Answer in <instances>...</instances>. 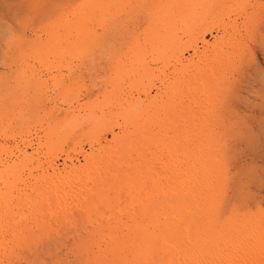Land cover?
I'll use <instances>...</instances> for the list:
<instances>
[{
  "label": "rangeland",
  "instance_id": "374dc122",
  "mask_svg": "<svg viewBox=\"0 0 264 264\" xmlns=\"http://www.w3.org/2000/svg\"><path fill=\"white\" fill-rule=\"evenodd\" d=\"M89 1L90 0H0V94H2L3 96V98L0 100V149L4 146L9 147V152H6V154L0 151V169L3 168L2 170H0V172H4L8 166L10 167V165H13L12 163L15 161L16 157H19V153L15 150L17 148H21V150L22 149L24 150V147L26 145L24 142H26L27 145L30 142V144L33 145L34 148H37V145L40 144V142L43 143L44 145L45 135L48 134L47 132L52 131L53 129L51 130V128L53 126H60L62 121L63 122L66 121L65 118H63L65 117L64 111L63 113L59 111V109L66 110L69 108L68 105L63 100L65 96H62L63 94L61 95V91H63L62 90L63 87H61V85L63 84L64 86H66V89L68 90L72 88L74 89L75 98L79 97L78 99L81 102L82 107L86 109H88L89 106L93 104V102L95 101L97 102L100 99L104 98V95L106 93L115 91L118 88L121 89L119 93H121L122 90H124L123 100L124 102H126L125 105L128 104L133 105L137 101H142L143 103V105H141L142 110L154 109L155 103L152 105L145 103L148 102V99L142 98L144 97V94L142 93L144 88L142 87L141 84L136 82L137 77H135V75L131 76L132 78L131 82H134V86H133L134 89L132 91V94L127 93L126 90L128 78L126 79L124 75L123 76L119 75V69L120 70L125 69L127 68V64L129 65L130 57L129 60H127L126 57L130 54L131 56H133L137 52L135 51L138 49L137 48L138 43L136 41L139 42V40L142 39L147 32H149L148 24H146V22H148L150 20V17L153 16L150 15L153 10L151 9L152 10L151 11L147 5H145L146 6L145 7L141 3L138 4L136 9H134L135 7L134 8L130 7L131 10L133 11V12L131 11V15L123 16V19L126 22L124 21V23H122L121 21H118V23L115 24V22L112 21L115 24L114 26V24H112V22L110 21L107 23L106 22L102 23L101 26H97V22L94 21V19L89 18L88 14H86L87 10L92 9L93 6L97 5L95 4L94 0L90 1L92 4L89 3ZM119 1H121V3L124 4V2H128L129 0L126 1L119 0ZM140 1H147V0H140ZM221 1L223 2L222 5L220 4L219 7H217V10L216 11L214 10L215 12L212 11V13H208V14L198 13L199 19H201L202 22L198 23L197 32L198 29H200L199 31L201 33L198 34L199 35L203 34L202 35L204 37L203 39H205V41H207L209 44H214L215 48H211L210 52L209 50L207 52H202L203 45H201L202 43L200 41H197L199 53H201L199 54L198 57L195 56L193 57L192 50L191 51L189 50L184 53V58H186L187 60L192 58L193 59L192 61L194 63L198 62L197 64L199 65L195 63L193 67L187 68L186 66V68L181 71V73H183V75L181 74L183 77L181 76L179 77L178 75H176L175 77L176 80L175 79L173 80L172 78L173 69L171 68L172 67L176 68V65L174 63L173 66L171 65L170 67H167V69L163 68L162 66L163 64L161 62H158L157 64L154 62H153L154 64L152 62L146 65L144 64V66H142L143 69L141 68L139 74L141 72H143V74L145 75L149 74L148 76L151 77L149 78V80L148 79L147 80L151 85L153 84L154 86L159 85L158 79L160 76L152 77L150 70H153V72H155L156 75L153 73V76H157L158 72L163 70L165 73L164 78L166 79H169V77L172 78L171 83L169 85L170 88L167 87L165 92L161 90L160 91L161 97L158 96V99L156 101L158 102V105H161L163 103L164 104L163 106L166 105V103L168 102L167 100H169L171 97H173L171 99L176 98L175 92H181L182 90L180 89L184 90V88L182 87V83H180V79L182 82V78L187 79L188 77L191 76L192 72L193 73L196 72L199 77L198 79L196 78L197 79L196 81L199 82H194V87H196L197 84L198 88L196 90V94L193 96V101L197 100L198 104L195 103L193 108L194 109L197 108L195 110L198 111L197 112L198 116L201 114V118L204 117L206 118L207 121H209L207 127L209 129L208 134L210 136L208 134L207 135L210 140L209 142L210 148H208L207 152L211 153L210 154L211 158L213 156L214 158L216 156L218 157V158L216 157V160L219 161L218 168H219V172H221L222 174L221 177L223 183H222V187H218L217 190L218 192L217 194L219 195L218 196L219 199L217 200V202L219 201L218 202L220 206L219 210L221 212V214L217 213V219L220 220V223L214 222V225L210 227V228H214L213 229L214 231L217 229L216 231L218 232V234L212 235V238L210 237L209 240H207L206 244L203 243V245L207 247L208 250L205 249L204 252L203 249L202 250L198 249V251L193 250L192 254L196 255L198 260H201L199 262H201L202 264H249V263L252 264L254 263L253 261H255V264H264V254H263L264 240L260 239L262 237H259V235H261L259 233H264V0H221ZM100 3L102 2L100 1L99 4ZM79 11L81 15L78 14ZM163 12L164 11H162L161 13ZM145 14H147V19L145 17ZM77 16L78 17L81 16L79 17L81 19L78 18L76 19L75 17ZM209 22L211 25L209 24ZM224 23L225 25H222ZM87 24H89V26H87ZM208 24L211 27L208 26ZM66 25L68 27H66ZM226 26H229V28ZM50 29L52 31H50ZM209 29H212L211 33ZM73 31H75V33ZM238 31L241 32L242 34L241 33L238 34L239 33ZM49 32H52V34H50ZM69 32L71 34H69ZM83 32L84 33L87 32L89 33V35L87 33L85 35ZM178 34H180L178 36L180 38L179 40L181 41L180 46L182 44L184 46V44L187 43L186 42L187 37L179 32ZM241 35H243L244 37ZM100 37H102V39ZM183 37H185L186 40ZM231 37L234 39H232ZM51 38L54 39L52 40ZM65 42H68L67 45L70 47L68 46L65 47L66 46ZM72 42L73 44H71ZM230 43L233 44L231 45ZM106 44L109 46H107ZM134 44H136L135 47ZM221 44H223V46H221ZM31 46L34 48L33 50ZM98 46H100L101 48H99ZM239 47L242 49L241 52L238 51ZM71 48L74 49L72 50ZM234 48H236L237 50H235ZM55 49L56 51H54ZM169 49L170 47L166 46L167 55ZM213 49L215 54L212 53ZM131 50L134 52H131ZM208 53L212 55L214 54V56L212 57ZM238 53L239 54L243 53V54H241L242 55L241 56L238 55ZM36 54L39 55L37 56ZM218 55L219 58L217 57ZM224 55H227V59L226 56ZM26 57H29V59ZM34 57H36L37 59ZM113 57L114 58L117 57V58L113 59ZM59 58H62V60H59ZM215 58H217L218 60H216ZM117 59L121 62H119ZM165 59H166L165 61L168 60V62H170L168 56L167 58L165 57ZM147 61H150V59ZM215 61H220V62L217 63ZM57 62L59 63L57 64ZM222 62L223 63L225 62L226 64L224 65ZM206 63H208L207 64L208 66H205ZM111 64L114 65V67ZM217 64H223L224 66L223 65L220 66ZM47 65L48 67H46ZM109 65L113 67V69L114 68L115 69L113 70L111 67H107ZM27 66L31 67V70L27 71L29 72L27 74L33 75L37 79H39V80L35 79L34 83L37 84L36 86L39 89L45 92V94L44 93L41 94L42 96V97L40 96L41 98L38 97L39 98L38 99L36 97L37 99L36 103L38 104V106L32 103V100H29L23 96L26 92L25 88H30L31 86L30 83H26V84L24 82L22 83V80L24 81L25 78L23 74H22L23 77H21L20 74L21 68ZM219 67L221 68L219 69ZM193 68H195L194 71ZM104 69L107 73L105 71H102ZM210 71H214V72H210ZM62 72L65 74H63ZM185 72L186 73L188 72L190 76L187 75ZM202 75H204L203 76L204 78L202 77ZM97 76L98 78H95ZM109 77L110 80L108 81L107 78ZM17 78H19L18 81H16ZM68 78H70L69 82L67 80ZM215 79L216 81L213 82L212 80ZM210 80L211 82H208ZM106 81L107 84H105ZM117 82L119 85L117 84ZM200 82L201 83L203 82V84L200 85ZM146 83L147 82L145 81L143 84L148 85ZM18 84H20V86ZM111 84H113V86ZM206 84L207 86L205 87ZM108 85L111 86L109 87ZM120 85L122 87H120ZM106 86L108 88H106ZM227 88H229L228 91ZM19 91L24 93L22 94ZM47 91L50 92L51 94L48 93ZM152 91H151L150 99L154 97L156 92L155 89H153ZM171 91L172 92L175 91V92L171 93ZM76 92L78 93L75 94ZM167 94L169 95L167 96ZM204 97H206L207 99H204ZM164 98L166 99L167 102L164 100ZM161 99L164 101H162ZM187 100L189 101V99ZM112 101L113 99H111L110 101L102 102L101 105H99L100 107L98 108V112L101 113V111L103 110L107 113L106 116L112 114L111 111L113 110L107 108L109 105H111ZM190 101L187 102V104L190 103ZM28 102L31 105L33 104L32 105L33 107L31 106V108L33 111H35L36 114L35 117H31V118L29 117L30 113L25 106L26 105L25 103ZM208 102L211 105H209ZM147 104L149 106L145 107ZM75 106L77 105L75 104ZM211 106L213 107V109ZM150 107L152 109H150ZM217 108L222 113L219 112ZM32 110L31 113L34 114ZM209 110L212 111L211 112L212 114L209 113ZM150 113L152 114V111H150ZM215 116L218 117V119H216ZM204 118L203 121H206ZM51 120L53 121V123ZM213 120L214 121L217 120V121L214 122ZM121 122L122 120L120 119L118 120L117 123L121 124ZM118 130L119 127H116L115 133L117 132L119 133L120 130L119 131ZM37 132L39 134H37ZM40 134H41V139H39ZM107 139H109L108 141H111L112 137L110 135H107ZM212 140L214 141L211 142ZM78 143L81 145L84 144L83 150L84 152H86V154H89L91 152V149L87 143V139H85L84 137H78ZM62 149L65 152L61 155V158L59 157L58 160L56 161V165L58 166L59 169L63 168L64 159L62 160V158H65V154L67 153L66 148L62 147ZM26 151L28 154L32 153L31 148L29 149L27 148ZM3 158L7 161H5ZM79 159L81 160L82 158L80 157ZM58 163L62 165L60 166ZM1 185L2 182L0 183V186ZM20 201L26 202L24 201V199H21ZM22 204L23 206H25L24 203ZM93 211L95 212L96 210L95 209L92 210L91 213L93 214L91 213L83 214V212L80 213L79 210L78 211L72 210L71 212H74L76 215L79 216H76L77 218H74L73 222L71 223H68L69 221L67 223L60 221L57 223H53L55 226L49 223L48 224L43 223V225H38L40 228L38 226L36 227L37 233H33L32 237L28 238V240L32 242L27 240L28 244L26 246L23 244L18 245L15 239H10L11 241L9 240L8 243L12 242L14 243L13 244L14 246L9 247L8 251L6 250V248H4V246L0 245V264H20V263L21 264H130V263L136 264L137 260L135 261L134 259H131L132 257L130 255H127L126 253V251H128L129 248L135 249L136 245L130 243L129 247L124 249L121 248L120 243L119 245L117 244L119 242L118 240L117 243L113 242L112 245L110 243V236L112 238L113 235H116L117 225L120 220L123 222L124 219L123 218L120 219V217L117 216L118 213L113 214L111 220L112 224L111 223L110 224L111 226L113 224L114 225L112 226V228L109 227L110 229L109 230L107 226L105 225L101 226L103 222L106 224L105 220L98 219L95 216L96 213H94ZM94 221H96L97 223ZM61 227L63 229H61ZM112 230L113 232H111ZM101 233L103 234V237ZM131 233L130 236L132 235L131 237H134L133 239L136 240L139 239L140 235H136V229L135 230L133 229ZM219 233H221L223 237H220ZM35 234L37 235L36 239H35ZM26 235L27 234L23 236L25 237ZM234 237H238L236 240H234L236 245L225 244L224 242L225 240L228 241L229 239H233ZM84 238H86L87 240ZM34 239L35 241H33ZM244 239L247 241L245 242ZM191 241L194 243L197 242L199 247L201 246L202 248V245L199 244L198 242L200 241V237L195 239V241L194 240ZM242 241H244L245 243H242ZM258 241H261V243H259ZM255 242H257L258 245L257 243L255 244ZM16 244L17 246H15ZM89 244L91 247L89 246ZM253 244H255L256 248L254 247ZM220 250L223 254L220 253ZM239 250L242 251L240 252ZM250 250L252 251L254 250V251L249 252ZM113 251H115L116 253ZM19 253H21L22 255ZM244 253L247 254L249 257L250 255L251 256L254 255L252 256V258L253 257L254 258L249 259V257ZM233 254H234V260H237L235 261L237 263H235L233 260L232 257ZM239 255L242 257H240ZM120 259L125 261L123 262ZM222 261H224V263ZM227 261L230 263H228Z\"/></svg>",
  "mask_w": 264,
  "mask_h": 264
},
{
  "label": "bare ground",
  "instance_id": "6f19581e",
  "mask_svg": "<svg viewBox=\"0 0 264 264\" xmlns=\"http://www.w3.org/2000/svg\"><path fill=\"white\" fill-rule=\"evenodd\" d=\"M90 1L89 3H91ZM94 1H95V4L97 5L93 6L92 9L87 10L86 14H88L89 18L94 19V21L97 22V26H101L102 23L104 22L107 23L110 21L111 22L114 21L115 24H117L118 21H121L122 23H124L125 20L123 19V16L131 15V11H132L131 8L135 7L134 9H136L138 4H141V3L143 6L147 5L150 8V10L151 9L153 10V11L151 10L152 13L150 14L153 16L150 17V20L148 19L149 20L148 22H146V24H148L149 32H147L144 35V37L139 40V42L136 41L138 43L137 44L138 49L135 51L137 52L133 56H131V54L130 55L127 54L128 56L126 57V59L129 60V57H130L129 65L127 64V68L124 67L125 69H122V70L119 69V75L120 76L124 75L126 79L128 78L126 90H127V93H131V94L134 89L133 88L134 82H131V79H132L131 76L135 75V77H137L136 82L141 84L142 87L144 88L143 92L141 91L144 94V97L142 98L148 99V102H145V103H148L151 105L155 103L154 109H152L153 108L152 106V108L150 107V109L152 110H142L141 109L142 107L141 105H143L142 101H137L133 105L131 104L125 105L126 102H124L123 100L124 90H122V92L119 93L121 89L118 87H117L118 89H116L115 91L106 93L104 95V98L100 99L99 101L96 102L94 100L95 102H93V104H91V106H89V108L86 109L82 107L81 102L78 99L79 97L75 98L73 88L68 90L66 89V86H64V84L61 85V87H63L62 89L63 91H61V95L63 94L62 96H65L63 100L68 105L69 108L66 110L59 109V111L61 113H63L64 111L65 117L63 118H65L66 121L64 122L62 121L60 126H53L51 128V130L52 129L53 130L47 132L48 134L45 135L44 145L43 143L40 142V144L37 145V148H34V146L30 144V142L28 143V145L26 142H24L26 144L24 147L25 151L23 149L21 150V148H17L15 151L19 153V157H16L15 161L14 162L12 161L13 163L11 162L13 165H10V167L6 166L7 167L6 170L4 172H0V181L2 182V185L0 186V245L4 246V248H6V250L8 251L9 247L14 246L13 245L14 243L12 242L8 243V241L10 239H15L18 245L23 244L26 246L28 244L27 243L28 238L32 237L33 233H37L36 227L38 225H43V223L53 224V223H57L60 221L64 223H67L69 221L68 223H71L73 222L74 218H77L76 216H79V215H76L74 212H71L72 210H75V211L79 210L80 213L83 212V214H90L92 210L95 209L96 211L95 212L93 211L94 213H96L95 216L100 220L104 219L106 222V224L103 222L101 226L105 225L108 227V229L109 227L112 228V226L114 225L113 224L111 226L112 224L111 220H112L113 214L118 213L117 216H119L120 219L121 218L124 219L123 222L121 220L119 221L117 228L115 227L117 230L114 228L117 233L116 235L112 234L113 235L112 238L110 236V243L112 245L113 242L117 243V240H118L119 242L117 244L119 245L120 243L121 248H124V249L128 248L130 243L133 245H136L135 249L129 248L128 251H126L127 255H130L132 257L131 259H134L135 261L137 260L136 264H202L201 262H199L201 260H198L197 256L193 255L192 253H193V250L198 251V249H201V250L203 249V252L205 249L208 250V248L205 247L203 243L206 244L207 240H209L210 237L212 238V235L218 234V232L216 231L217 229L214 231L213 230L214 228H210V227L214 225V222L220 223V220L217 219V213L221 214L219 210L220 206L218 204L219 201L217 202V200L219 199L217 190H218V187H222L223 180L221 177L222 174L221 172H219V168H218L219 161L216 160L217 156L215 158L214 156L211 158L210 157L211 153L207 152L208 148H210V143H209L210 140L208 138L209 129L207 127V124H209V121H207L206 118L204 117L201 118V114L198 116V113H197L198 111L195 110L197 108L195 109L193 108L195 103L198 104L197 100L193 101V96L196 94V90L198 88L197 84H196V87H194V82H199V81H196L199 78L197 73L192 72L190 76L188 72L187 73L185 72L190 77L187 78L188 80L182 78V82L180 79V83H182V87L184 88V90L180 89L181 87L180 85L179 89L182 90L181 92H175L176 90L173 91L176 93L175 99H171L173 98L171 97L170 98L171 100L169 99L167 100L168 101L167 102L166 99L164 98V100L167 102V103L165 102L166 103L165 106H163L164 105L163 103L161 105H158V102L156 101L158 99V96L161 97L160 91L162 90L165 92L166 88L169 87L172 78L174 80L176 75H178L179 77L180 76L183 77L182 76L183 73H181V71L185 69L186 66L187 68H190V67H193L195 63L196 64L198 63V62L194 63L192 61L193 60L192 58L189 60L184 58V53L189 50L193 51V57L194 56L198 57L199 54H201L199 53L197 41H200L202 43L201 45H203L202 52H207L208 50L210 52L211 48H215L214 44H209L207 41H205V39H203L204 38L202 36L203 34L202 35L198 34V33H201L199 31L200 29H198V32H197L198 23L202 22V20L199 19L198 13L208 14V13H212V11L215 12L217 10V7H219L220 4L222 5L223 2L221 0H147V1L129 0L128 2H124L123 4L119 0H94ZM100 1L102 3L99 4ZM197 10H200V11H197ZM80 11L78 14H80ZM162 11L164 12L161 13ZM79 17L77 16L75 18L81 19ZM145 17L147 19V14H145ZM114 22H112V24H114ZM89 24H87V26H89ZM209 24L208 26L211 25ZM222 25H225V23ZM66 27L68 26L66 25ZM226 27L229 28V26H226ZM51 29L50 31H52ZM215 30H218V29H215ZM209 31L211 33L212 29H209ZM73 32L75 33V31ZM178 32L187 37V41H186L187 43L184 44V46L183 44L180 46L181 41L179 40L180 38L178 36L180 34H178ZM49 33L52 34V32H49ZM86 33L87 32H85L84 34L86 35ZM89 33L87 34L89 35ZM240 33L241 32H239L238 34ZM69 34L71 33L69 32ZM100 38L102 39V37ZM183 38L185 39V37ZM220 43H221V40H220ZM65 44H66L65 47H67L68 42H65ZM71 44H73V42ZM230 44L232 45L233 43H230ZM135 45L136 44H134V47ZM12 46H15V45H12ZM166 46L170 47L168 55H167ZM221 46H223V44H221ZM98 47L101 48L100 46ZM31 48L32 50L34 49L32 46ZM234 49L237 50L236 48ZM241 50L242 49L239 47L238 51L241 52ZM54 51H56V49ZM131 52H134V51L131 50ZM212 53L215 54L214 49ZM214 54L213 55L210 54V55L213 57ZM241 54L243 53H240V54L238 53V55H241ZM166 55L168 56V59L170 62H168V60L165 61L166 60L165 57L167 58ZM224 56H226V59H227V55H224ZM117 57L115 58L113 57V59H116ZM217 57L219 58V55ZM26 58L29 59V57H26ZM149 59L150 61H147ZM215 59L218 60L217 58ZM59 60H62V58H59ZM209 60H212V59H209ZM151 62L152 63L154 62L156 64L158 62H161L163 64L162 65L163 68H166V69L167 67H170L171 65L173 66V63H174L176 65V68H173V67L171 68L173 69V75H172L173 77L172 78L169 77V79L164 78L165 73L163 70L159 71L157 76H153V73L155 74V72H153V70H150L152 77L160 76L158 79L159 85H155V86L153 84L151 85L148 81L149 78L151 77V76H148L149 74L145 75L143 74V72H141L142 74L141 73L139 74L141 68L143 69L142 66H144V64L146 65ZM215 62L218 63L220 61H215ZM58 63L59 62H57V64ZM207 64L208 63H206L205 66H208ZM223 64L225 65L226 63L224 62ZM223 64H217V65L222 66ZM112 66L114 67V65ZM46 67H48V65ZM107 67H111V66L109 65ZM113 67L111 68L113 69ZM220 68L221 67H219V69ZM194 69L195 68H193V71ZM29 70H31L30 66L23 67L20 70L21 77L24 76L25 78V79L23 78L24 81L21 79L22 83L23 82L25 84L30 83L31 85L30 88H25L26 92L23 96L29 100H32V103L38 106V104L36 103V100H37L36 97L37 98L40 97L41 94L42 93L45 94V92L39 89L36 86L37 84L34 83L35 79L37 78L33 75L27 74L29 73L27 72ZM102 71H105V69ZM210 72H214V71H210ZM203 76L204 75H202V77ZM52 77H55V76H52ZM95 78H98V76ZM18 79L19 78H17L16 81H18ZM107 79L109 81L110 77ZM67 80L69 82L70 78H68ZM145 81L147 82L146 84L148 85L143 84ZM212 81L214 82L216 81V79ZM203 82L202 83L200 82V85L203 84ZM208 82H211V80ZM105 84H107V81ZM18 85L20 86V84ZM111 85L113 86V84ZM111 85H108V86L110 87ZM206 86L207 84L205 85V87ZM120 87L122 86L120 85ZM106 88L108 87L106 86ZM153 89H155L156 92H155L154 97L150 99L151 91ZM228 89L229 88H227V91ZM173 92L171 91V93ZM21 93L23 94L24 92H21ZM77 93L78 92H76L75 94ZM169 94H167V96ZM133 95H136V94H133ZM173 95H170V96H173ZM2 98L3 96L2 94H0V100ZM111 99H113V101L111 105H109L107 108H110V110L111 109L113 110L111 111L112 114H110L109 116H106L107 113L103 110L101 111V113H99L98 112V108L100 107L99 105H101L102 102L110 101ZM187 99H189V101L191 100L190 103L188 104L187 102L189 101ZM204 99H207V98L204 97ZM25 104H26L25 105L26 108L28 109L30 113L29 117L30 118L35 117L36 116L35 111H33L31 108L33 104L31 105L29 102ZM75 104L77 106H75ZM148 104L145 107L149 106ZM31 110L32 112H34V114L31 113ZM150 111H152V114L150 113ZM211 112L212 111L209 110V113ZM203 118L206 121H203ZM215 118L218 119V117L216 116ZM120 119L122 120V122L121 124H118L117 122ZM116 127H119V130H120V131L118 130L119 133L118 132L115 133ZM37 134L39 133L37 132ZM107 135H110L112 137L111 141H108L109 139H107ZM39 136H40L39 139H41V134ZM78 137H84L85 139H87L88 146L91 149V152L89 154H86V152H84L83 150L84 144L81 145L78 143ZM213 141L214 140H212L211 142ZM62 147L66 148L67 153L65 154V158H62V160L64 159L63 168L59 169L58 166L56 165V161L58 160L59 157L61 158V155L65 152L63 151ZM27 148L32 149L31 154L27 153L26 151ZM0 151L6 154V152H9V147L4 146L0 149ZM80 157L82 158L81 160L79 159ZM21 199H24V201L26 202L20 201ZM21 202L24 203L25 206H23ZM61 229L63 228L61 227ZM133 229L134 230L136 229V235H140L138 239L140 241L133 239L134 237H131L132 235L130 236V233L132 232ZM111 232H113V230ZM25 234L27 235L24 237L23 235ZM219 234H220V237H223L221 233ZM259 234H261L259 235V237H262L260 239L264 240V233H259ZM102 237H103V234H102ZM199 237H200V241L198 242L199 244L202 245V248L201 246L199 247L197 242L194 243L191 241V240L195 241V239ZM36 238H37V235L35 234V239ZM237 238L238 237H234L233 239H229L228 241L225 240L224 242L226 245L235 244L234 240H236ZM35 239L33 241H35ZM245 239L244 241L246 242L247 240ZM244 241H242V243H245ZM258 242L261 243V241H258ZM256 243L257 242H255V244ZM255 244H253L254 247H255ZM15 246H17V244ZM251 251L252 250H250L249 252ZM220 253H222L221 250H220ZM252 256L251 255L250 257L248 256L249 259H253L254 257L252 258ZM232 257L234 260V254L232 255ZM235 261L237 260H234V262ZM222 262L224 263V261ZM253 262L254 263L252 264H255V261Z\"/></svg>",
  "mask_w": 264,
  "mask_h": 264
}]
</instances>
